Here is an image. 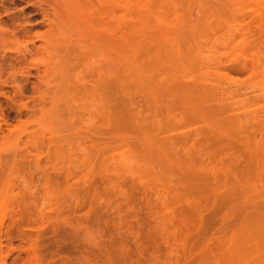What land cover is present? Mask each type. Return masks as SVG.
<instances>
[{
	"label": "rangeland",
	"instance_id": "obj_1",
	"mask_svg": "<svg viewBox=\"0 0 264 264\" xmlns=\"http://www.w3.org/2000/svg\"><path fill=\"white\" fill-rule=\"evenodd\" d=\"M0 264H264V0H0Z\"/></svg>",
	"mask_w": 264,
	"mask_h": 264
}]
</instances>
